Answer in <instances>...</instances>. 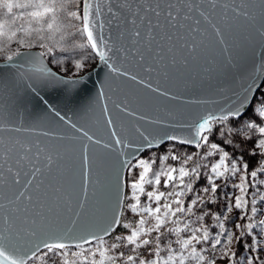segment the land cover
Returning a JSON list of instances; mask_svg holds the SVG:
<instances>
[{"label":"snow or ice","instance_id":"6c2138e0","mask_svg":"<svg viewBox=\"0 0 264 264\" xmlns=\"http://www.w3.org/2000/svg\"><path fill=\"white\" fill-rule=\"evenodd\" d=\"M0 18V60L8 66L35 61L34 47L43 49L40 58L50 55L60 41L88 50L66 74L39 59L29 79L74 86L91 56L120 80L112 94H100L107 140L54 109L65 131L25 124L0 106V264H222L235 256L233 240L245 228L255 249L254 230L264 233V218L257 219V201L264 203L258 187L264 179H257L264 176V100L243 127L230 121L248 111L247 93L196 120L182 118L180 108L217 104L212 95L224 89L213 80L235 67L244 45L264 44V0H0ZM214 132L221 144L210 142ZM236 135L260 158L255 170L230 159L225 146ZM177 146L204 151L181 154ZM112 153L114 175L104 163ZM230 177H238L232 185L238 194L227 197L225 212L205 209L217 201V180ZM246 207L250 215L239 214ZM234 209L236 233L226 228ZM209 220L216 222L214 235Z\"/></svg>","mask_w":264,"mask_h":264},{"label":"water","instance_id":"95a60500","mask_svg":"<svg viewBox=\"0 0 264 264\" xmlns=\"http://www.w3.org/2000/svg\"><path fill=\"white\" fill-rule=\"evenodd\" d=\"M92 19L100 20L103 18H96L93 15ZM103 31L106 35L108 32L107 27ZM40 52L32 49L31 53L37 59L33 62L18 59L16 61L18 67L8 66L5 61H0V106L11 112L17 120L22 119L25 124L40 122L44 126L56 127L61 131H65L63 122L55 117L52 111L54 109L73 122L83 124L91 133L103 136L107 140V133L101 124V106L104 100L100 94L101 92L112 94V90L120 86V80L112 76L108 68L100 61L94 69L84 75L73 77L80 80V83L74 86L29 79L30 76L34 75L35 68L39 67V59H43L46 67L56 71L50 66L45 57H39ZM109 55L111 56V53ZM113 59L115 58L113 57ZM263 83L264 44H261L259 40H255L243 46L235 67L231 68L227 75H221L218 79L213 80V87L224 89L222 94L212 95V98L217 100L218 103L181 107V117L196 120L206 111H217L221 106H234L245 93L248 97L245 105L250 106L248 107L249 111L253 98H255ZM30 84L32 87H29ZM249 88H252V91H248ZM197 94L209 95L208 92H200L199 90ZM246 113H242L241 117ZM163 115V112H161L160 116L163 117ZM179 134L186 133L179 132ZM122 158L120 157V159ZM104 163L106 169L114 175L118 166L116 153L106 156ZM103 220L102 213L93 223L100 226L103 224Z\"/></svg>","mask_w":264,"mask_h":264},{"label":"rangeland","instance_id":"374dc122","mask_svg":"<svg viewBox=\"0 0 264 264\" xmlns=\"http://www.w3.org/2000/svg\"><path fill=\"white\" fill-rule=\"evenodd\" d=\"M19 2H24V0H19ZM25 10L23 9H14V12L17 15H20L24 12ZM3 22V18H0V23ZM19 23V21H18ZM56 40H59V33L56 34ZM55 41H49V43H54ZM79 41H77L78 43ZM12 47H15V43L11 45ZM33 49L43 51V49H40L39 47H34ZM65 49H68L67 51ZM88 55V50L86 49H70L68 48V45L66 41H60L59 44L56 45L55 50L50 54L45 56L46 60L51 61L50 66L54 69L57 70L59 69L60 74H66L68 70L74 68V62L78 58H82L83 56ZM3 61V60H0ZM62 61V63H58ZM98 57H89V59L86 61V66L85 68L79 73L78 76L74 77H79L84 75L85 73L89 72L90 70L94 69L96 65L98 64ZM264 100V86L261 87V92L256 95L255 101L256 103H252L251 108L249 111L240 119H232L230 121V125L233 126H238V127H243V125L248 122L249 120H256V115H255V108L259 107V101ZM261 126H264V122H260ZM259 137V133H254L253 134V139ZM223 137H219L218 133L214 132L211 137H210V142H216L218 144H221L223 141ZM234 140V145L233 146H225L226 150L229 151L230 153V159L235 158L238 162V166L242 167L243 162H247L249 164V171L255 170L252 166L256 165L258 160L260 159L258 156H251L249 153L252 150V144L249 142H246L241 139L239 135H236L232 137ZM167 147V146H166ZM165 148H161L156 155H162L165 152ZM178 152H181V154H186L190 153L192 151H204L203 149L201 150H196L192 148H184L183 150L181 149L180 146H177L176 149ZM151 153L149 151L143 152V156L145 158L149 157ZM152 158H155V156H152ZM212 163L218 162V156L216 157H211L210 158ZM173 166L179 167V165L176 162H171ZM227 163V161H226ZM202 173L205 171L204 169H201ZM247 175L245 173H240ZM257 179H264V176H259ZM238 177H230L228 180H224V178H221L217 180V184L220 185V187L217 190L216 198L217 201L216 203H207L203 207L205 209H211L212 212L214 213H219L223 214L226 210V206L228 203L227 197L228 196H235L238 194V190L234 189L232 187L233 184L238 183ZM205 185V179L202 177L199 182L196 184V189L199 190L201 186ZM261 191H264V185H258ZM255 189L250 188L249 189V196L246 197V199H249L251 201V193L254 192ZM234 202V201H233ZM257 207L260 208V212L258 213L257 219H262L264 218V203L257 201ZM239 210H235L230 214L229 220L226 222V228L232 230L234 233H236L238 230H236L233 225L234 223L237 222L236 217L238 214ZM239 214L241 215H250L249 209L246 207L243 212H240ZM135 214H133L134 216ZM124 222H129V221H124ZM248 221H242V223L246 224ZM216 222L214 220H209L208 225L210 226V231L214 235L215 232L218 230L212 226H214ZM121 232H123V229H120ZM244 231V236L237 241L235 238L233 240L232 244V252L235 253V256L232 258V260L229 262L227 261V258L222 262V264H248V260L252 259L253 264H264V233L261 232L260 228H256L253 232V235L256 237V241L259 243L255 246V249L253 250V240L250 236L247 234V229H243ZM167 239V237H165ZM172 239H175V237H172ZM224 242H226L225 238H222ZM111 242V241H109ZM163 247V245H162ZM205 249L207 251V246H205ZM199 250V246H198ZM127 251V249H125ZM163 254V253H162ZM219 259V258H218ZM188 264V262H186ZM191 264H194V262H191Z\"/></svg>","mask_w":264,"mask_h":264},{"label":"trees","instance_id":"16d2710c","mask_svg":"<svg viewBox=\"0 0 264 264\" xmlns=\"http://www.w3.org/2000/svg\"><path fill=\"white\" fill-rule=\"evenodd\" d=\"M261 92V89L258 91L257 95Z\"/></svg>","mask_w":264,"mask_h":264},{"label":"flooded vegetation","instance_id":"af4514ba","mask_svg":"<svg viewBox=\"0 0 264 264\" xmlns=\"http://www.w3.org/2000/svg\"><path fill=\"white\" fill-rule=\"evenodd\" d=\"M263 85H264V83H263ZM263 87V86H262ZM258 93V92H257ZM257 95V94H256ZM256 97V96H255Z\"/></svg>","mask_w":264,"mask_h":264}]
</instances>
